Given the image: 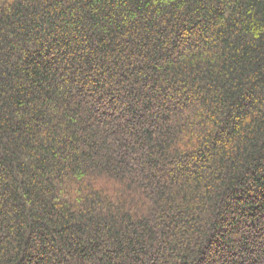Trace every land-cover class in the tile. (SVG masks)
Returning <instances> with one entry per match:
<instances>
[{
    "label": "trees",
    "instance_id": "1",
    "mask_svg": "<svg viewBox=\"0 0 264 264\" xmlns=\"http://www.w3.org/2000/svg\"><path fill=\"white\" fill-rule=\"evenodd\" d=\"M0 264H264V0H0Z\"/></svg>",
    "mask_w": 264,
    "mask_h": 264
}]
</instances>
